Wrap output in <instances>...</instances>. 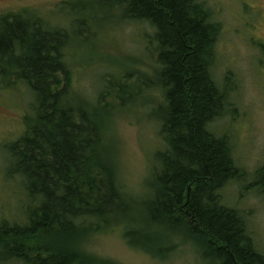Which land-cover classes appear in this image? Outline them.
<instances>
[{
	"label": "trees",
	"instance_id": "16d2710c",
	"mask_svg": "<svg viewBox=\"0 0 264 264\" xmlns=\"http://www.w3.org/2000/svg\"><path fill=\"white\" fill-rule=\"evenodd\" d=\"M96 1L155 29L154 91L162 92L163 103L153 116L160 121L164 147L153 154L154 181L142 203L141 223L114 165L105 161L102 111H107L91 112L74 98L66 59L72 35L41 18L0 15L2 82H24L34 94L26 131L8 146L9 173L20 177L28 197L25 220L0 221V262L116 264L92 255L82 241L127 220L129 243L151 254L162 251L166 233L183 230L214 263L264 264L245 217L222 196L227 184L247 173L237 164L230 139L211 129L229 99L213 73L221 28L210 9L203 0ZM110 93L112 100L123 101L129 90L123 84ZM257 175L264 191V167Z\"/></svg>",
	"mask_w": 264,
	"mask_h": 264
},
{
	"label": "rangeland",
	"instance_id": "374dc122",
	"mask_svg": "<svg viewBox=\"0 0 264 264\" xmlns=\"http://www.w3.org/2000/svg\"><path fill=\"white\" fill-rule=\"evenodd\" d=\"M203 1L221 28L213 73L229 99L225 115L211 129L230 139L237 164L247 173L244 180L227 184L222 196L242 213L264 252V191L257 179L264 167V0ZM0 15L41 18L72 35L66 59L73 70L74 98L91 112L107 111H102L105 161L114 165L120 187L141 223L142 203L154 181L153 154L164 147L160 121L153 116L163 103L162 92L154 91L158 79L155 29L147 22L126 19L119 7L96 0H0ZM2 81L0 74V221L24 222L28 197L20 177L9 173L8 146L26 131L34 94L24 82ZM123 84L129 94L123 101L112 100L110 92ZM121 223L94 233L82 246L116 264H217L183 230L165 232L162 251L151 254L129 243L125 231L131 223Z\"/></svg>",
	"mask_w": 264,
	"mask_h": 264
},
{
	"label": "flooded vegetation",
	"instance_id": "af4514ba",
	"mask_svg": "<svg viewBox=\"0 0 264 264\" xmlns=\"http://www.w3.org/2000/svg\"><path fill=\"white\" fill-rule=\"evenodd\" d=\"M260 11L259 7H258V12Z\"/></svg>",
	"mask_w": 264,
	"mask_h": 264
}]
</instances>
